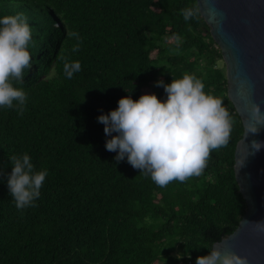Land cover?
<instances>
[{
  "label": "trees",
  "instance_id": "16d2710c",
  "mask_svg": "<svg viewBox=\"0 0 264 264\" xmlns=\"http://www.w3.org/2000/svg\"><path fill=\"white\" fill-rule=\"evenodd\" d=\"M17 11L32 28V66L17 85L27 92L23 114L0 109V264H195L231 235L247 209L234 169L244 127L196 0H0V15ZM73 30L82 37L75 52ZM65 60L82 71L68 79ZM185 73L222 99L230 141L200 176L160 187L114 159L97 117L127 95L163 100L155 82ZM25 152L48 176L37 206L17 209L9 157Z\"/></svg>",
  "mask_w": 264,
  "mask_h": 264
},
{
  "label": "clouds",
  "instance_id": "9594fccd",
  "mask_svg": "<svg viewBox=\"0 0 264 264\" xmlns=\"http://www.w3.org/2000/svg\"><path fill=\"white\" fill-rule=\"evenodd\" d=\"M187 21L193 17L191 9H182ZM78 51L82 37L70 31ZM32 28L23 12L0 15V109L17 110L22 115L27 103V92L17 86L26 69L32 66L30 44ZM218 48L219 45H217ZM82 71L79 60H65L63 74L71 79ZM163 86L166 98L145 93L133 100L131 95L121 97L118 106L97 117L104 125L105 148L116 152L114 159L127 162L140 174L149 176L160 187L172 181L183 182L200 176L213 150L228 145L232 130V116L221 98L205 91V84L194 74L185 73ZM248 133L259 132L264 125V112L259 104H252ZM112 133H116L112 135ZM264 147V141H251L252 154ZM249 154V153H248ZM12 165L7 176V187L17 209L37 206L48 170H37L28 153L9 157ZM245 157L237 160L243 166ZM257 231L264 233V219L253 222ZM208 254L197 256L195 264H248L245 256L235 252L222 254L214 245ZM181 256L178 254L177 259Z\"/></svg>",
  "mask_w": 264,
  "mask_h": 264
},
{
  "label": "water",
  "instance_id": "95a60500",
  "mask_svg": "<svg viewBox=\"0 0 264 264\" xmlns=\"http://www.w3.org/2000/svg\"><path fill=\"white\" fill-rule=\"evenodd\" d=\"M199 12L219 45L226 66L228 97L244 134L235 150V176L247 209L237 229L214 246L222 254L235 252L248 264H264V233L254 221L264 219V147L252 154L251 141H264V125L248 133L252 104L264 112V0H196ZM249 153V154H248ZM243 166L237 160L244 158Z\"/></svg>",
  "mask_w": 264,
  "mask_h": 264
},
{
  "label": "rangeland",
  "instance_id": "374dc122",
  "mask_svg": "<svg viewBox=\"0 0 264 264\" xmlns=\"http://www.w3.org/2000/svg\"><path fill=\"white\" fill-rule=\"evenodd\" d=\"M218 66L221 68H225L226 66H225L224 60L219 61Z\"/></svg>",
  "mask_w": 264,
  "mask_h": 264
},
{
  "label": "built area",
  "instance_id": "2783aa9c",
  "mask_svg": "<svg viewBox=\"0 0 264 264\" xmlns=\"http://www.w3.org/2000/svg\"><path fill=\"white\" fill-rule=\"evenodd\" d=\"M217 48H218V46H217Z\"/></svg>",
  "mask_w": 264,
  "mask_h": 264
}]
</instances>
